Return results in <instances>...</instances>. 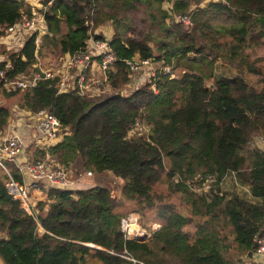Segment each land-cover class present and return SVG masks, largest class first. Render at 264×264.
Listing matches in <instances>:
<instances>
[{
    "label": "trees",
    "instance_id": "16d2710c",
    "mask_svg": "<svg viewBox=\"0 0 264 264\" xmlns=\"http://www.w3.org/2000/svg\"><path fill=\"white\" fill-rule=\"evenodd\" d=\"M137 4L144 17L135 22L130 11ZM42 5V56L72 54L89 29L110 22L108 46L117 59L115 73H108L112 89L126 82L122 60L132 56L179 73L158 67L132 92L95 99L58 93L52 80L39 79L22 100L0 82L2 102L13 98L20 109L48 111L69 128L48 149L53 159L76 178L85 171L96 176L73 190L48 186L31 213L0 184L1 264H87L86 256L101 264H264L253 255V238L264 235V150L247 147L253 135L264 141V68L252 55L264 45V0L202 5L201 0H42ZM23 12L30 16L22 0H0V34ZM179 14H187L190 24L177 21ZM33 39L32 34L16 52H0V68L4 53L10 61V78L31 76ZM222 66L234 74L224 75ZM10 112L0 105V131ZM136 125L139 130L132 129ZM6 165L20 180L18 170ZM229 173L248 186V196L235 187L224 189L222 178ZM110 184H120L119 198ZM121 198L141 217L152 212L158 228L148 227L143 240L125 238L119 220L127 212L115 210ZM227 225L235 261L224 242Z\"/></svg>",
    "mask_w": 264,
    "mask_h": 264
},
{
    "label": "built area",
    "instance_id": "2783aa9c",
    "mask_svg": "<svg viewBox=\"0 0 264 264\" xmlns=\"http://www.w3.org/2000/svg\"><path fill=\"white\" fill-rule=\"evenodd\" d=\"M41 1L22 0L24 7H30V16L27 17L24 12L20 13L19 19L2 28L0 34V44H3L5 48H9L17 42H21L25 36L33 34V73L29 78L19 75V79H13L7 76L11 64L7 54H5L2 59L3 65L0 68V82L8 92L15 91L18 95L21 93L22 97L27 96L29 89L39 79L52 80L58 93L72 91L85 98L101 96L107 87L105 85L107 72L109 70L114 72L115 54L108 46L112 33L110 22H106L104 26L89 29L85 38L82 39V47L72 54L57 55L55 57L41 56L39 54V51L42 50L40 39L46 33V26L41 13ZM205 1L208 0H201V5ZM175 19L184 25L190 24L187 14H179ZM122 64H124L127 71L128 81L126 84L131 87V90H135L140 83H145L152 78L156 69L154 67L155 63L151 59H140L135 56L123 59ZM159 68L165 74L170 72L168 66L160 65ZM96 85L101 88L95 87ZM1 102L0 100V104ZM9 106H12V110L34 118L30 127L35 129L33 138L38 145L29 148L31 151H37L39 157H31L24 166H19L17 155L23 147L22 141L17 134L9 133L3 126L0 131V184L22 210L31 213L35 203L45 199L48 186L61 185L63 188L70 189L75 182V179H71V170L53 159L48 152L52 143L68 134L69 128L45 110L31 112L17 109L12 104ZM132 129L139 130L140 126L136 125ZM259 138L264 147V141L261 137ZM6 163L13 165L18 170L20 180L14 179ZM84 174L89 176L92 173L85 171ZM130 217L125 216L119 220L120 232L125 238L145 239L146 236L143 230L140 227H135V224L132 226L136 219L134 218V221H132ZM230 230L231 227L223 228L227 236L224 242L228 244L229 256L234 260L233 253L236 247L232 246L234 244L232 234H228ZM253 241L255 243L253 255L264 254V235L254 237Z\"/></svg>",
    "mask_w": 264,
    "mask_h": 264
},
{
    "label": "rangeland",
    "instance_id": "374dc122",
    "mask_svg": "<svg viewBox=\"0 0 264 264\" xmlns=\"http://www.w3.org/2000/svg\"><path fill=\"white\" fill-rule=\"evenodd\" d=\"M130 16H131L132 20L135 21V22L140 20L142 17H144L143 6L140 5V4H137L133 9H131ZM141 24H142L141 28L144 27L145 31H147V27H148V26H146L147 25V21L141 22ZM104 25H106V24H104ZM138 29H140V27H138ZM23 36H25V34H23ZM25 38H26V36L23 39H25ZM17 49H18V47H17V43H16L12 47V49L10 51H14V50H17ZM0 52H2V48H0ZM45 55L54 56V57L56 56L54 54H45ZM252 55L255 56V57H259L261 59V65L264 68V45L260 49L254 50ZM154 67L158 68V67H160V65L158 63H155ZM222 67L225 68V70L222 69V70H224L223 71L224 75L228 76V75L234 74V70L233 69L227 68L226 66H222ZM217 70H221V68H217ZM172 72L174 73V75L179 73L178 70H173ZM247 76H246L247 80L250 81V82L254 79L253 75H247ZM97 84L100 85L99 83H97ZM142 84L143 83H140L139 86H141ZM98 85H96L95 87L101 88ZM129 90H131V87L127 86V84H126L125 86H123L121 88V90L119 92L123 93V92L129 91ZM116 91H118V90L117 89H110V88L106 87V89H105L103 94H106V93L109 94V93L116 92ZM12 100L13 101H8V102H6L4 100L3 102H1V105L3 104V105L7 106L8 104H10L12 102V105L15 106L18 109V107H17V105L15 103L16 99L12 98ZM7 108H9L11 110L10 116L8 118V123L9 124L11 123V125L12 124L19 125L18 129H14V128L9 129L10 133L17 134L19 137H21L20 139L22 141V145L26 144L28 138H29V142H28V144L26 146L32 148V147H35L36 145H38L37 141L33 137H31L29 135V131H28V128H29L30 125H32V123L34 121V118L27 117L26 115L22 114L21 112H18V111H15V110L13 111L11 109L12 106H9ZM12 112H17L18 113L17 114L18 117H13L12 114H11ZM259 137H262V136L261 135H253L252 139L249 140V142L247 143V147H249V148L258 147V148L264 150V147H263L261 141L259 140L260 139ZM83 173L84 172H82L81 174H83ZM107 173L111 175L110 172H107ZM98 174H101V173H98ZM226 175L222 178V183L224 185V189H226V187H235L236 191H240L241 194H243L245 196L249 195L248 194V186L245 183H240L238 180H235V175L233 173H229V174H226ZM76 176H77L76 172L71 170V179L72 180L76 179ZM85 176H87V175H85ZM89 176H93V178L96 177L94 174L93 175L91 174ZM110 185H112V187H113L115 198H119L120 197V190H121L120 184H115V185L110 184ZM203 187H205V185ZM158 190L160 191V189H158ZM121 201H123V205H121V203H116L115 210L117 212H127L125 216H131L130 219L132 221H134V218H135L136 221H134L132 226H134V224H135V227H140L143 230V232L145 233L144 235L146 237L148 236L147 235L148 234V229H147L148 227L151 228V229L158 228L159 225L155 222V220L152 219V217H153V213L152 212L151 213L148 212L147 213V215H148L147 217H141L137 213L133 212L132 209L127 206V204L130 203V202L127 201L128 203H126L125 202L126 200H124L123 198H121ZM171 201L175 202L174 199H171ZM143 223H144V225H143ZM232 246L236 247V245H232ZM88 259H92V258H88Z\"/></svg>",
    "mask_w": 264,
    "mask_h": 264
},
{
    "label": "crops",
    "instance_id": "0c3cea01",
    "mask_svg": "<svg viewBox=\"0 0 264 264\" xmlns=\"http://www.w3.org/2000/svg\"><path fill=\"white\" fill-rule=\"evenodd\" d=\"M18 97H19L20 99H22V100H25V98L22 97V95H18ZM11 114H12L13 117H18V115H17L18 113H17V112H12ZM18 127H19V125H17V124H12V125H11V123L9 124V123H8V120H7V122H6L5 126H4V128H5L9 133H10L9 129H11V128L18 129ZM30 130H31V128H30V126H29V128H28L29 134H30V132H31ZM20 138H21V137H20ZM28 142H29V138H28L26 144L23 145L21 151H20V152L18 153V155H17V163H18L19 166H24L25 163H26L27 161H29V160L31 159V157H33V155H34V154H32L31 149H30L28 146H26V145L28 144ZM103 173H105L106 175L111 176V175L108 174L107 172H103ZM86 180L92 181L91 176H85L84 173H83V174H80V175L78 176V178H76V179L74 180L75 182H74V184L72 185V187H73L74 189H76V187L78 186V185H77V182H78V183H81V182H84V181H86ZM227 227H228V225H227ZM224 228H226V227H224ZM233 245H234V244H233ZM256 257H257V261H261L262 259H264V254H261V255L256 256ZM85 259L87 260V264H101L98 260H96V259H94V258H93V259H88V258L86 257ZM0 264H1V262H0Z\"/></svg>",
    "mask_w": 264,
    "mask_h": 264
},
{
    "label": "clouds",
    "instance_id": "9594fccd",
    "mask_svg": "<svg viewBox=\"0 0 264 264\" xmlns=\"http://www.w3.org/2000/svg\"><path fill=\"white\" fill-rule=\"evenodd\" d=\"M41 3H42V1H41ZM42 9H43V5H42ZM2 33V32H1ZM32 35V34H31ZM30 36V35H29ZM29 36H27L25 39H23L21 42H17V47H18V49L20 48V46L22 45V43L29 37ZM33 45H34V43H33ZM14 46V45H13ZM13 46H10L9 48H5L4 46L3 47H0V48H2V51H4V50H9V49H12V47ZM17 49V50H18ZM17 50H14L15 52L17 51ZM43 50V51H42ZM42 50H40L39 51V54L40 53H42V52H44L45 50L44 49H42ZM5 54L6 53H4L3 55H2V58L1 59H3L4 58V56H5ZM115 54V53H114ZM57 55H63V54H57ZM56 55V56H57ZM42 56V55H41ZM8 57V56H7ZM117 61V59H116V55H115V61H114V63H113V65H114V72H111L110 70L107 72V84L105 83V85L108 87V88H110V89H112L110 86H109V84H108V73H115V71H116V62ZM159 64V63H158ZM123 66H124V64H123ZM170 68V67H169ZM124 69H125V71H126V68H125V66H124ZM34 71V70H33ZM33 73V72H32ZM126 73H127V71H126ZM166 74H173V72L170 70V72L169 73H166ZM127 81H128V77H127V79H126V82L124 83V85L123 86H125L126 85V83H127ZM104 85V86H105ZM122 86V87H123ZM121 87V88H122ZM121 88L118 90V91H120L121 90ZM133 90H129V91H126V92H123V93H120L119 92V95H125V94H128V93H130V92H132ZM13 92H15V91H13ZM20 95H22L21 93H19ZM77 94V93H76ZM110 94V93H109ZM105 95H107V93L106 94H104V95H101V96H97V97H93V98H85V97H83V98H85V99H95V98H100V97H104ZM15 97L16 98H19L18 97V94L15 92ZM28 97V94H27V96L26 97H24L25 99ZM82 97V96H81ZM20 99V98H19ZM12 103H10V104H8L7 105V107L9 106V105H11ZM1 105V104H0ZM3 105V104H2ZM18 107V106H17ZM18 109H20L19 107H18ZM21 110H24V109H21ZM14 111V110H13ZM29 111V110H28ZM31 112H33V111H31ZM48 112V111H47ZM31 128V127H30ZM32 129V128H31ZM30 135V134H29ZM31 136V135H30ZM32 137V136H31ZM33 152V151H32ZM85 173V172H84ZM92 175H93V173H92ZM92 177V176H91ZM74 188L73 187H71L69 190H73ZM125 217V216H124ZM122 218V217H121ZM120 218V219H121ZM228 227H231L230 225H228ZM120 230V229H119ZM123 235V234H122ZM233 243L236 245V243L234 242V239H233ZM91 246V245H90Z\"/></svg>",
    "mask_w": 264,
    "mask_h": 264
},
{
    "label": "water",
    "instance_id": "95a60500",
    "mask_svg": "<svg viewBox=\"0 0 264 264\" xmlns=\"http://www.w3.org/2000/svg\"><path fill=\"white\" fill-rule=\"evenodd\" d=\"M30 131H31V132H30V135H31L32 137L35 136V129L32 128ZM55 187L58 188V189H63V187H62L61 185H56ZM138 239L141 240V238H138Z\"/></svg>",
    "mask_w": 264,
    "mask_h": 264
}]
</instances>
